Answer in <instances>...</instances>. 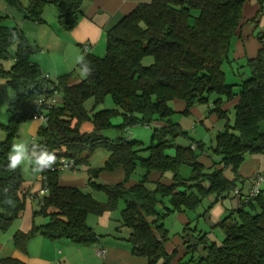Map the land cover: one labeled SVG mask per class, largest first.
<instances>
[{"label": "trees", "instance_id": "16d2710c", "mask_svg": "<svg viewBox=\"0 0 264 264\" xmlns=\"http://www.w3.org/2000/svg\"><path fill=\"white\" fill-rule=\"evenodd\" d=\"M15 7L17 0H5ZM93 0H27L25 19L43 23L44 8L52 5L57 12V24L63 31H71L81 17L84 2ZM247 0H146L139 3L106 32L105 53L102 58L86 54L93 67L87 79H78L73 72L57 77L55 85L62 100L46 112V122L37 131L39 140L60 159L72 160L74 168L88 165L89 156L97 149L108 153L101 168H87V186L106 196L104 203L97 202L90 193L75 187L60 186L58 170L43 174L42 184L48 193L38 198L39 208L32 214V227L16 232L12 237L16 249L25 252L34 236L49 241L66 240L72 245L91 247L100 237L86 225L89 215L101 216L116 209L121 201V227L130 233L126 239L132 255L143 257L147 264H171L176 252L167 253L164 244L169 240L163 220L173 213L194 212L203 200L213 197L208 209L236 190L241 180L239 168L246 155L264 156V58L260 48L246 67L249 77L233 92L221 70L229 64L231 39L241 24V10ZM261 7L264 0H255ZM6 16L0 13V60L15 45L14 64L8 71L0 70V78L15 93L16 100L8 106L10 118L0 125L4 133L0 140V233L7 232L24 210L28 190L23 187L21 171L6 169L7 156L22 123L31 119V105L47 84L37 65L30 61L32 49L21 31L4 25ZM15 36V39L13 38ZM260 40V39H259ZM261 41V40H260ZM145 57L152 58L148 67L141 65ZM217 96L212 110L218 120L224 121V131L217 133L211 154V172H206L198 158L205 145L196 142L190 146L175 147L173 157L165 155L178 136H186L171 118L177 114L168 105L174 99L184 103L179 115L188 116L195 105L209 103ZM110 96L115 109L100 110L89 115L83 108L87 99L95 105ZM237 98L233 106V125H228L227 112L222 105ZM121 117V124L112 126L111 120ZM150 145L142 148L138 141L122 138L110 140L102 136L109 129L124 131L130 127L152 126ZM84 124L90 131H82ZM232 131V132H230ZM147 152L146 158L140 157ZM55 166V167H56ZM182 166L190 168V176L183 179ZM219 166V169H215ZM73 168V169H74ZM140 168V181L129 188L124 185ZM122 169L123 179L117 184H98L95 181L103 172ZM229 170L233 179L227 180L223 172ZM152 172L170 173L169 185L150 182ZM148 185H152L149 188ZM239 207L225 216L216 227L222 232L219 243L199 234L196 244L187 246L203 255L191 256L193 264H264V186L259 194L244 200ZM12 200L13 206L4 203ZM160 199H167L165 207ZM163 206V212L157 210ZM43 217L47 222L36 226L34 219ZM186 230V229H184ZM188 251V252H189ZM191 253V252H190ZM0 264H23L11 258L0 259Z\"/></svg>", "mask_w": 264, "mask_h": 264}, {"label": "crops", "instance_id": "0c3cea01", "mask_svg": "<svg viewBox=\"0 0 264 264\" xmlns=\"http://www.w3.org/2000/svg\"><path fill=\"white\" fill-rule=\"evenodd\" d=\"M145 1L146 0H93L90 2H84L81 7V17L78 20L77 25L71 31H63L57 25L56 23L57 14H55L56 16H54V14L45 16V13H43L41 17L43 23L29 21L25 19L24 15L18 18V20H15L14 16L8 11H5L4 14L2 15L6 16V20L4 22L5 26L7 22H11L13 24L12 25L13 27L6 26L9 28H16L20 30L21 28H24V24L30 23L29 27H31L35 33L36 36L35 43L38 44L37 45L38 52H40L39 56L36 59H33L32 63L37 65V67L40 69V72L42 74H49V73L51 74L52 72L51 65H49L50 64L49 61H44V58L47 57L48 59H51L52 51H58V50L62 51L66 47H69V49L73 53L74 61H76L77 55L80 52H83L81 46L84 44H88L89 46L88 51L85 54L102 58L105 53L106 32L110 30L112 27H114L123 18V16L129 13L139 3ZM260 48L262 49L263 58H264V13L261 11V7L257 4L255 0H247L242 6L240 28L231 39V46L229 53V59L231 62L229 64H226L231 68L232 67L236 68V75L237 77H239L237 82L239 84L243 80H246L249 77V71L246 67V63L249 59H253L256 57ZM13 64H14V60L13 63L10 65V68L12 67ZM0 70H3L1 65V60H0ZM62 70H63L62 72H65L66 70L65 67H62ZM3 71H8V70H3ZM240 71L241 74L239 73ZM60 74L64 75L67 73H60ZM59 76L61 75H58V77ZM5 85H6V80L0 78V99L3 98L4 96V101L8 100L6 102H9V97H7ZM1 92H3V95L1 94ZM208 101H209L208 104L193 106L190 109L188 116L179 115V113L182 112L184 109V103L182 101L174 99L168 103V105H171V109L177 113L174 116L178 115L179 117V119L175 123H177L181 131L186 133V136H178L177 138L179 137L188 138L189 140L188 146L191 145L190 148L192 150H195L194 148L196 146L194 143L196 142H202L205 145V143L201 139L195 140L189 136L190 133H191L190 135L192 134L196 135V130H197L196 125L197 127H201L208 135H210V133L212 132L214 128L213 125H215L218 129L224 126V124L222 125L224 121L218 120L214 114L210 113V110H212L213 108L212 106L213 100L211 101V99L209 98ZM236 101L237 98H234L231 102L223 104L222 109L228 111L230 107L233 108ZM11 103L12 102L8 103V106ZM191 118H193V120H191ZM0 122H2L1 119ZM121 122L122 120L119 117L116 120L114 119L111 120L112 126H118L119 124H121ZM0 125L3 124L0 123ZM42 125L43 123L39 120H31V124H29L26 128L27 132L33 138V136L37 134V131ZM156 125L159 126L160 124L158 123ZM170 145L171 147L165 151V155L168 157L174 156L175 147H187V146L175 145L172 142L170 143ZM211 147H208V149ZM205 148H207L206 145ZM201 156H199L198 158L199 163L202 164L205 169L211 168L213 165L212 161H210L209 165L206 167L200 161ZM263 166H264V156L262 155L245 156L244 163L239 168V176L241 180L237 183V188H236V190L239 191V196L230 193L227 198H225L224 200L217 201L212 206V208L209 209V213L207 216V223L211 228H217L216 225L222 220V219L220 220L221 214L234 211L239 207L241 200L240 196L242 195L244 196L248 193L251 187L252 176L258 171H260L263 168ZM215 169H219V166H216ZM86 170L84 172L85 174L79 171V167L70 170H63V171H70L71 174L64 179H61L59 177L58 178L59 185L82 189L83 191L90 193L91 196L94 198L93 193L90 191V189L86 184L88 179ZM167 174H169L170 176L168 177ZM223 175L227 180L233 179V175L229 170H225L223 172ZM98 177L104 178L108 182H113V184H117L121 182L123 179V171L122 169H116L112 172L103 171L98 175ZM148 180L150 182L158 181L162 184L169 185L171 182V174L164 173L161 175L157 172H152L149 174ZM130 181L131 180L129 178L128 182L124 185L125 188H129L137 183V182L131 183ZM42 184H43L42 181L38 177L34 185L28 186L26 188L24 187L25 189L28 190V195L25 201L24 210L21 213V216L10 227V229L7 232L2 233L3 236L0 238V259L11 258L18 260L23 264H72V262H74L75 264H87L85 261L89 259L90 255L88 254L85 255L82 252V250H80L79 248L80 246H75L69 244L68 242L49 241L40 236H34L28 242L25 252H22L14 247L12 241V237L14 233L16 232L26 233L32 227V223H33L32 214L33 212H36L39 208L38 198L44 196L42 192L43 190ZM209 198H212L211 202L214 201L213 197H209ZM33 203L36 204L37 206L36 209L32 208ZM177 214L181 215L183 213H177ZM108 215L109 212H104L101 216H98L100 219V223L102 225H107L106 217H108ZM37 218L39 217H36L35 220ZM35 220H34V224H36ZM44 224L45 223L43 222V223H39V225L36 226H42ZM206 239L210 242H215V243L220 242L217 241L212 234H207ZM173 241L176 242L175 246L180 245L179 241L177 240L176 241L173 240ZM97 244L91 247L94 246L97 247ZM194 244L195 243L193 242L192 245ZM200 249L199 251L201 252ZM183 250L184 249L182 248V246L178 247L177 249H174L173 251H176L175 257L178 256L179 252L183 253L184 252ZM94 252H95L94 254L95 256L102 259L103 264H119L122 261L133 262V264H147L146 259L143 257L131 256L127 252L120 253L118 249H114L111 247L95 248ZM100 252H102V254H100Z\"/></svg>", "mask_w": 264, "mask_h": 264}, {"label": "rangeland", "instance_id": "374dc122", "mask_svg": "<svg viewBox=\"0 0 264 264\" xmlns=\"http://www.w3.org/2000/svg\"><path fill=\"white\" fill-rule=\"evenodd\" d=\"M18 4L20 6L15 7L14 5L9 4L5 0H0V13L4 14L5 11L10 12L15 20H18L22 15H24V9L27 6V0H17ZM50 12V13H49ZM43 13H45V16L47 15H53L56 16L57 14L55 8L52 5H47L44 8ZM42 13V14H43ZM43 21V20H42ZM57 23V18H56ZM30 24V23H29ZM29 24H24V28H21L20 31L22 35L24 36L28 46L32 49V54L30 55V61L32 62L33 59H36L40 52H38V44L35 43L36 36L31 27H29ZM13 24L11 22H7L6 26L13 27ZM58 25V24H57ZM16 51V46L13 45L7 50V57L3 60H1V65L3 70H9L10 65L13 63V57ZM44 61H49V65H51V74H43L46 76L52 83L56 82V79L58 75H62L60 73H71L73 72L75 76L78 79H82L78 73V68L75 64L73 53L69 49V47H66L64 50H58V51H52V58L48 59L47 57L44 58ZM152 64V58L151 57H145L141 65L143 67H148ZM62 67H65V72H62ZM40 70V69H39ZM221 70L224 74V77L226 79V83L228 85H233V92L237 93L239 91L238 87V79L236 75V68L235 67H229L226 64H223L221 67ZM247 70V69H246ZM248 72V71H246ZM59 73V74H57ZM241 74V71L239 72ZM57 75V76H56ZM237 79V80H236ZM6 94L7 97H9V102H6L8 100L4 101L3 98L0 99V119L2 122L1 124H6L10 118V113L8 112V103L14 102L16 100L15 93L10 89V87L6 84ZM4 90V89H3ZM3 95V92H1ZM58 98V103L62 100V95L57 94L56 96ZM217 96L211 95L210 99L215 100ZM8 99V98H7ZM171 108V105H169ZM84 110L91 115L94 112L100 111V110H111L115 109L113 102L110 98V96H106L102 103L95 105L93 102V99H87L83 103ZM118 117L113 118L116 120ZM121 119V117H119ZM227 118H228V125L231 127L233 125L234 120V111L233 108L230 107L227 112ZM179 119L178 115L173 116L171 120L173 122H176ZM193 120V118H191ZM31 124V120L26 121L21 124V126L18 129L17 136L13 140V143L17 142V140L24 139L30 143H36L39 138L37 135L32 136L27 132V126ZM224 123H222L223 125ZM261 130L264 129V123L260 125ZM158 125H152L149 127L146 126H140L136 125L133 127H130L124 131H118L117 129H109L104 132H102V136L104 138L115 140L117 138H122L128 141H138L142 144V148H146L150 145V138L151 134L154 129H158ZM213 130L208 135L201 127H197L196 125V135L192 134L189 136L192 137L195 140L201 139L206 147L207 150H205L202 153V156L200 158V161L207 167L209 165V162L212 160H217L218 158H215L211 154V150L208 149V147L214 146V137L217 133L224 131V126L220 129H218L215 125H213ZM82 131L89 132L90 131V125L84 124L82 126ZM232 132V131H230ZM4 137V133L0 130V140H2ZM175 145L180 146H188L189 140L188 138L179 137L174 142ZM108 153L103 149H97L95 150L88 158V165H81L79 166V171L83 172L85 174V170L87 167L90 168H101L104 165L105 160L107 159ZM141 157H147L148 154L146 152L140 153ZM206 172H211L212 169H206ZM190 168L188 166H182L180 168V176L184 179L189 178L190 176ZM22 179L24 181L23 187H28L34 185V183L37 181V178L39 175H27L24 174L21 171ZM71 174L70 171H62L59 172V177L61 179L67 178ZM143 174V171L140 168H137L134 172V174L130 177L131 183H136L140 180V176ZM80 176V175H79ZM169 177L170 175L167 174ZM98 184H113V182H108L104 178L98 177V179L95 181ZM149 188H152V185H148ZM89 188V187H88ZM90 189V188H89ZM90 191L93 193L94 198L99 203H104L106 201V196L102 192L93 191L90 189ZM162 204L165 207H168L167 199H160ZM212 198H207L202 201L201 205L194 211V212H185L181 215H178L177 213H173L170 216L166 217L162 224L166 230L169 232V240L164 244V248L168 253H171L174 249H177L178 247H181L184 249L183 253L179 252L177 257H174L171 264H193L190 262V258L192 255L194 257H197V255H203L202 247L199 246L197 249V252L189 251L187 249V245L191 246L194 242L196 244V239L199 234H212L214 238L217 241H221L223 239V234L218 228H211L207 223V216L209 213V205L212 203ZM36 204H32V208L36 209ZM124 208V205L121 201L118 202L117 207L115 210L109 212L108 217H106L107 225H102L100 223V219L98 216L89 215L86 220V225L90 227L93 232L100 237L99 243L97 244V247H79L80 250L85 255H90L89 259H87L85 262L87 264H103L102 259L95 256L94 249L100 248V247H111L114 249H118L120 253L127 252L128 254L132 255V247L129 245V243L126 241L128 234L130 233V230L126 227H121L120 223V212ZM157 210L159 212H163V206L158 205ZM228 213H223L220 215V220L223 219L225 216H227ZM35 220V219H34ZM35 225H39V223H46L47 219L43 217H39L36 220ZM186 229V230H184ZM3 236L2 233H0V238ZM173 240L179 241L180 245L175 246V243ZM62 242H68L66 240H61ZM187 241V242H186ZM71 244L70 242H68ZM201 248V249H200ZM201 250V252L199 251ZM189 251V252H188ZM176 252V251H175ZM191 252V253H190ZM72 264H75L72 262ZM119 264H133V262H127L122 261Z\"/></svg>", "mask_w": 264, "mask_h": 264}, {"label": "clouds", "instance_id": "9594fccd", "mask_svg": "<svg viewBox=\"0 0 264 264\" xmlns=\"http://www.w3.org/2000/svg\"><path fill=\"white\" fill-rule=\"evenodd\" d=\"M15 39V36H13ZM75 64L81 78L87 79L93 73V67L84 52H80ZM58 163L56 153L39 143H30L24 139L17 140L10 146L7 156L6 169L16 172L18 169L27 175H40L53 169ZM9 189L4 187L0 192L7 193ZM4 203L13 206V201L5 199Z\"/></svg>", "mask_w": 264, "mask_h": 264}, {"label": "built area", "instance_id": "2783aa9c", "mask_svg": "<svg viewBox=\"0 0 264 264\" xmlns=\"http://www.w3.org/2000/svg\"><path fill=\"white\" fill-rule=\"evenodd\" d=\"M261 11L264 13V1L261 5ZM88 44H84L81 46V49L84 53L88 51ZM44 80L47 82V84L42 88L41 95L32 103L31 105V119L32 120H39L43 124L46 122V112L48 109L53 107L58 103V98L56 97L58 92L55 89V85L50 83V80L43 75ZM74 168V164L72 160H68L65 158H61L59 165L54 167L51 170H70ZM42 183L45 182V177L40 175L39 176ZM264 186V166L263 168L255 173L251 178V187L246 194L244 200L247 201V199L253 198L257 196L261 190V188ZM44 195H47L48 191L46 188H43L42 190ZM102 254V252H100Z\"/></svg>", "mask_w": 264, "mask_h": 264}]
</instances>
